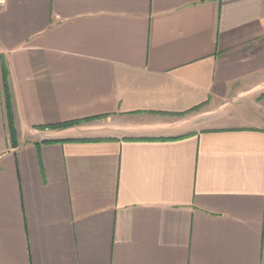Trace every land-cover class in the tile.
Instances as JSON below:
<instances>
[{
    "label": "crops",
    "instance_id": "obj_1",
    "mask_svg": "<svg viewBox=\"0 0 264 264\" xmlns=\"http://www.w3.org/2000/svg\"><path fill=\"white\" fill-rule=\"evenodd\" d=\"M0 264H264V0H0Z\"/></svg>",
    "mask_w": 264,
    "mask_h": 264
},
{
    "label": "trees",
    "instance_id": "obj_2",
    "mask_svg": "<svg viewBox=\"0 0 264 264\" xmlns=\"http://www.w3.org/2000/svg\"><path fill=\"white\" fill-rule=\"evenodd\" d=\"M3 72H4V82H5V93H6V106H7V109H8V114H9L8 117L10 119V124L12 126V136H14V131H13V124H14L13 107H12V100L10 98V91H9L8 85H7L8 71H7V69L5 67L3 68ZM93 119H95V118L86 119V120H83V121H91ZM79 122H82V121L68 122V123L59 125L57 127L58 128H68V127H71V126L79 124ZM86 142H88V140H86Z\"/></svg>",
    "mask_w": 264,
    "mask_h": 264
},
{
    "label": "rangeland",
    "instance_id": "obj_3",
    "mask_svg": "<svg viewBox=\"0 0 264 264\" xmlns=\"http://www.w3.org/2000/svg\"><path fill=\"white\" fill-rule=\"evenodd\" d=\"M110 121H108V118H100L97 120H91V121H82L79 122V124L74 125V126H86V129L83 134H92L98 130L103 131L105 129H108L107 126L109 124ZM221 125H223L222 123H220Z\"/></svg>",
    "mask_w": 264,
    "mask_h": 264
}]
</instances>
